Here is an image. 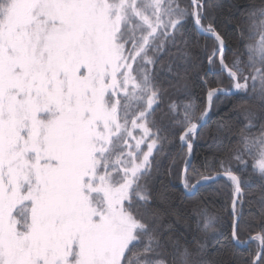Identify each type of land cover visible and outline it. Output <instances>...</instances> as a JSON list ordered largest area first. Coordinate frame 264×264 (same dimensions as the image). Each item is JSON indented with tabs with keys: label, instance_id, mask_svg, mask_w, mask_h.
Masks as SVG:
<instances>
[{
	"label": "snow or ice",
	"instance_id": "snow-or-ice-1",
	"mask_svg": "<svg viewBox=\"0 0 264 264\" xmlns=\"http://www.w3.org/2000/svg\"><path fill=\"white\" fill-rule=\"evenodd\" d=\"M0 264H264V0H0Z\"/></svg>",
	"mask_w": 264,
	"mask_h": 264
},
{
	"label": "trees",
	"instance_id": "trees-1",
	"mask_svg": "<svg viewBox=\"0 0 264 264\" xmlns=\"http://www.w3.org/2000/svg\"><path fill=\"white\" fill-rule=\"evenodd\" d=\"M194 92H196L197 94L202 95V94L199 92V89H195V88H194ZM193 101L195 102V96L193 97ZM202 151H203V149H202ZM177 162H178V161H177Z\"/></svg>",
	"mask_w": 264,
	"mask_h": 264
}]
</instances>
